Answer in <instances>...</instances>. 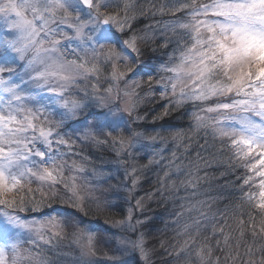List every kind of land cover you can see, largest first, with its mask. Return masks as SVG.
I'll use <instances>...</instances> for the list:
<instances>
[{
    "label": "snow or ice",
    "instance_id": "1",
    "mask_svg": "<svg viewBox=\"0 0 264 264\" xmlns=\"http://www.w3.org/2000/svg\"><path fill=\"white\" fill-rule=\"evenodd\" d=\"M140 17L154 22L137 29ZM141 43L164 57L148 71L124 63H135ZM126 81L135 121L157 96L166 103L153 121L173 113L188 121L135 133L152 148L146 163L120 161L124 178L135 189L145 170L159 171L128 221L143 227L134 212L158 197L171 202L180 238L171 264H264V0H0V264H93L91 229L71 233L79 257L69 259L66 221L20 213L84 200L80 174L90 159L59 133L52 105L75 114L85 106L77 92L90 89L99 102ZM106 127L97 146L110 143L117 157L132 147L127 128ZM134 247L147 264L143 234Z\"/></svg>",
    "mask_w": 264,
    "mask_h": 264
},
{
    "label": "clouds",
    "instance_id": "2",
    "mask_svg": "<svg viewBox=\"0 0 264 264\" xmlns=\"http://www.w3.org/2000/svg\"><path fill=\"white\" fill-rule=\"evenodd\" d=\"M140 48L139 55L134 56L135 63L129 59L124 61L133 69L144 64L148 51L153 52L151 45L145 46L141 43ZM156 63V60L152 61L153 66ZM138 78L139 74L133 79ZM130 86L131 81L121 83L119 93L114 89L110 95H105V98L99 102L94 99L90 89L88 95H84L82 91L77 92L85 106L75 114H66L62 110H57L51 101L45 99V103L52 105L51 119L60 122L59 133L71 139L77 148L89 144L99 147L95 144V139H103L107 136L109 129L106 125H111L116 133H122L127 128V132L124 133L125 139L132 143V147L123 149L119 157L116 155L115 158L102 157L99 162L86 165L85 171L80 174V183L83 186L81 194L84 196L82 202L60 203L59 200H56L54 203L60 204L61 207H55L47 214L58 216L68 224L67 238L63 244H67L69 248V259L79 257V249L76 246L72 247L74 244L71 233L79 231L81 227H88L97 236L98 251L96 257L93 258V264H97V262L104 264L105 253L117 258L116 264H145L141 260L140 252L134 247V241L140 238L141 234H143L145 249L148 252L147 264H156L153 257L159 254L150 246L146 231H141V226L137 225L134 220L129 222L127 219L128 209L136 208L137 199L144 196L137 197L138 187L131 189V183L130 186L125 183L127 179H120V173L123 172L125 177L126 170L125 165L120 161L138 158L148 153L152 148V145L146 141V135L140 137L135 135L136 132H144L145 129L141 125V121L134 119L137 112L129 115L126 109L127 97L123 95V91ZM73 91L77 90L74 88ZM145 104L138 107L137 111L140 114ZM86 132H89L87 138ZM127 153H131L132 156L129 157ZM147 201L148 199L145 198L143 208L136 211H144ZM119 208H124L125 211L117 213L116 210ZM43 209L41 208L39 212ZM22 218L25 220L37 219L36 217ZM43 218L44 216L39 219ZM105 225H110V227L106 228ZM21 231L24 238L27 239L28 233L24 230ZM160 264H164V262L161 261Z\"/></svg>",
    "mask_w": 264,
    "mask_h": 264
},
{
    "label": "rangeland",
    "instance_id": "3",
    "mask_svg": "<svg viewBox=\"0 0 264 264\" xmlns=\"http://www.w3.org/2000/svg\"><path fill=\"white\" fill-rule=\"evenodd\" d=\"M141 2H143V0H141ZM155 20H159L161 19L159 16L155 17L154 18ZM154 19L149 17V18H144V17H140L138 19V21L136 22L135 24V27L137 29H142L144 27L145 24H149V23H153L154 22ZM157 52H160L159 50ZM149 53H152L151 51H149ZM159 55V54H158ZM161 55V54H160ZM164 57H160L158 62L160 60H162ZM143 71V69H142ZM107 85L105 84L104 87H106ZM146 104H149V103H146ZM145 104V105H146ZM144 105V106H145ZM144 106L142 107V109L144 108ZM141 109V110H142ZM191 111V110H190ZM142 114V113H141ZM147 118V116H146ZM145 122L147 121L146 119L144 120ZM144 121H141V125L143 126V122ZM144 129L146 130V126H143ZM151 127L148 128V132H151ZM75 151H79V152H82L83 154L87 155L90 159V163H93V162H99L101 160L102 157H108V158H115V152L112 150L111 148V145L109 143V145H102V146H99V147H93L91 146L90 144L89 145H85V146H82L80 148H76L74 149ZM149 155V153H145L143 155H141L140 157L138 158H135V160L137 161L138 164H143V163H146L147 162V156ZM73 158H78V157H73ZM159 171L158 168H156L155 166L151 167L150 169H147L144 171V174H143V178L142 180L140 181V185L137 189V193H136V196L139 197V196H144L146 197V194L148 192H152L155 190V188L157 187L155 181L157 179V176H156V173ZM120 179L123 180L124 179V174L123 172L120 173ZM128 186H130V179L127 180L125 182ZM146 185V187H148V185L152 186V188L148 187V192H143L141 190H143L144 186ZM147 191V190H146ZM133 204H134V201H133ZM158 204H160V206H163L164 208L168 207V212L172 210V204L171 202H168V203H165L163 202L162 200H160L158 197L156 198H153L152 200H148L147 201V204H146V208L144 211H135L134 212V215L136 218H139L141 220H144L145 221V224L143 227H141V231H146V229H150L151 225H152V222L155 220H157V215L158 214H155L153 215V213H156L155 208L158 206ZM54 207H61L60 204H55ZM135 209V208H134ZM117 213H122L125 211L124 208H119L117 209ZM49 213V210L47 208H44L41 212H36V213H33L30 209L28 212H25V213H20V215L22 217H25V218H32V217H36V218H41L43 217L44 215L48 214ZM168 225L169 227L167 228L168 230H171L172 232V223H171V220L168 218ZM135 221V220H134ZM103 222V221H101ZM150 225V227H149ZM106 228L110 227V225H105ZM175 227V226H174ZM173 241H172V236L170 238H167L166 240H164L163 242V245L165 246L164 248V251L166 252L167 251V255H169V251L172 250V244ZM162 244V243H161ZM168 246V247H167ZM62 247H63V250L64 251H68L69 248L67 246V244H62ZM72 247H75V245H72ZM167 247V248H166ZM170 256V255H169ZM102 258V257H101ZM139 257L137 256V259ZM171 260H172V257H171ZM154 261H156L154 259ZM162 261V260H161ZM171 263V262H170Z\"/></svg>",
    "mask_w": 264,
    "mask_h": 264
},
{
    "label": "trees",
    "instance_id": "4",
    "mask_svg": "<svg viewBox=\"0 0 264 264\" xmlns=\"http://www.w3.org/2000/svg\"><path fill=\"white\" fill-rule=\"evenodd\" d=\"M159 54V55H158ZM162 57L160 55V52H152V53H147V57L144 60V64L141 67V69H147V71L153 67L152 61L156 60V62H158L159 58ZM154 74V72H153ZM166 103V101H162L159 100L158 96L155 98H152V101L149 104H146L144 106V108L141 110V113H147V118H146V122H143V126H146V130H148V128L151 127V132H154L155 130L158 129H167V128H179V127H186L187 126V118L184 117L183 119L178 118V115L176 113H173L167 117H164L161 120H157V121H153L152 120V116L156 115L157 113L161 112L163 109L164 104ZM189 111L191 110L190 108L188 109ZM239 174V173H237ZM235 177H233L234 179ZM221 183H223V181H221ZM148 187L152 188V186L148 185ZM148 187H146V185L144 186L143 192H148ZM147 190V191H146ZM238 195V193H237ZM228 201H223L219 207L221 209H223L224 204H226ZM118 211V210H116ZM156 213H153V215L158 214L157 215V220L152 222V225L150 227V229H146V233L147 236L149 238V244L151 247H153L156 252L159 254L158 256H154L153 260L155 259L156 264H160L161 260L164 262V264H171L170 262L171 260V256L167 255V251H164V247L165 246H161V243L164 242V240H166L167 238H170L172 236V241H173V245H175L177 243V240L180 239L179 237L176 236L174 229V225L172 224V232L171 230H168L167 228L169 227H165V222H168V218L171 220V217L169 216V212H168V207L164 208L163 206H160V204H158V206L155 208ZM168 247V246H167ZM166 247V248H167ZM172 250L169 251V253ZM168 253V254H169Z\"/></svg>",
    "mask_w": 264,
    "mask_h": 264
}]
</instances>
